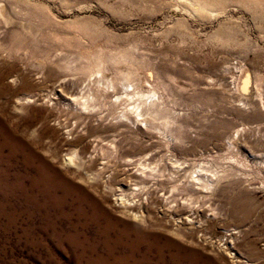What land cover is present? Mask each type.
Returning a JSON list of instances; mask_svg holds the SVG:
<instances>
[{"label": "rangeland", "instance_id": "374dc122", "mask_svg": "<svg viewBox=\"0 0 264 264\" xmlns=\"http://www.w3.org/2000/svg\"><path fill=\"white\" fill-rule=\"evenodd\" d=\"M0 264H264V0H0Z\"/></svg>", "mask_w": 264, "mask_h": 264}, {"label": "bare ground", "instance_id": "6f19581e", "mask_svg": "<svg viewBox=\"0 0 264 264\" xmlns=\"http://www.w3.org/2000/svg\"><path fill=\"white\" fill-rule=\"evenodd\" d=\"M2 13H4V12L2 11ZM4 15H5V13H4Z\"/></svg>", "mask_w": 264, "mask_h": 264}]
</instances>
